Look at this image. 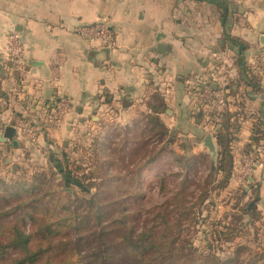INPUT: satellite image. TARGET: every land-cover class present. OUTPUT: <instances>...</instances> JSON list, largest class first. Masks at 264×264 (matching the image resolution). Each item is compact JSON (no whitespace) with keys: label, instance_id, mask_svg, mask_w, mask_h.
Returning <instances> with one entry per match:
<instances>
[{"label":"crops","instance_id":"crops-1","mask_svg":"<svg viewBox=\"0 0 264 264\" xmlns=\"http://www.w3.org/2000/svg\"><path fill=\"white\" fill-rule=\"evenodd\" d=\"M215 1L0 0V95L9 104L0 111V170L31 173L47 167L49 158L90 144L103 129L105 135L118 128L141 132L151 117L216 165L219 147L213 137V160L204 144L210 128L197 125L192 115L202 99L192 88L205 91L202 83L209 82L215 88L213 77L222 75L230 89L227 111L241 129L233 174L219 201L230 208L241 187L248 201L253 186L257 193L250 205L264 219V141L257 154L242 153L264 114V0ZM100 20L109 24L111 48L76 31ZM232 38L247 46L243 55ZM13 44L21 50V66L13 67L7 57ZM245 66L258 74L255 88L242 80ZM16 72L23 80L18 86ZM61 102L66 104L61 122L42 125L44 130L40 122L35 140L16 128L20 119H32L37 105ZM7 127L16 133L2 142ZM249 158L242 183L239 175Z\"/></svg>","mask_w":264,"mask_h":264},{"label":"trees","instance_id":"trees-1","mask_svg":"<svg viewBox=\"0 0 264 264\" xmlns=\"http://www.w3.org/2000/svg\"><path fill=\"white\" fill-rule=\"evenodd\" d=\"M231 41L238 47L240 55H243L247 46L235 38ZM255 71L248 66L242 69V80L253 88L260 84ZM16 80L17 86L23 82L17 72ZM210 88L213 92L216 90L212 85ZM192 92L200 94L201 90L192 88ZM0 99L7 97L0 95ZM5 108L0 107V111ZM227 109L228 107L223 112H217L210 102L200 99L195 102L192 114L197 125L213 124L217 115L220 119L215 124L216 132L213 133L219 147L218 162L216 165L213 163L210 165L211 177L218 180V186L211 189L215 197L226 188L233 174L234 147L241 129L238 118L233 119L235 115L229 114ZM40 125L43 129L45 123L41 122ZM149 125L139 132V136L152 134V137H157L159 141L170 136L166 141L167 145H179L182 154H177V161L181 163L186 159L185 167L207 157L204 154H193L190 144L179 142L180 139L168 132V128L159 118L151 117ZM45 127L49 128L50 125ZM128 131L132 130L128 129ZM152 137L145 141L140 140L138 148L144 149ZM98 140V138L93 139L88 147H79L61 158H49L47 167L41 169L37 166V169H32L31 181L22 177L23 181H15L10 185L0 180V191L4 190L9 194L10 188H16L10 195L16 197L18 201L17 204L5 202L0 205V219H4L0 222V264H179L180 260H183L182 264H190L189 254L183 251L184 248L177 247L178 238L172 234L173 230L181 225L182 220L179 217L172 220L170 211L166 216H162L161 223L140 227L130 216H126L125 206L118 201L108 200L104 191L83 200L82 212L78 208H71L69 202L58 200L57 194L48 184L47 173L50 176H60L63 186L67 187L71 183L80 184L82 190L89 194L91 186H83V181L91 179L93 173L81 174V168L75 167L74 163L79 162L74 157H78L85 150L90 152L92 146L96 150ZM263 141L264 114H261L253 125L250 143L242 153L257 154L256 151L262 147ZM134 147L137 148V145ZM155 157L151 159L155 160L157 158ZM25 172L27 171H22V174L25 175ZM208 184L210 185L211 181ZM250 190L253 195L248 201H246L248 193L244 187L239 188L234 194V204L231 208L232 221L219 228V239L232 241L241 233L243 224L244 227L255 229L256 240L259 234L264 232L263 217L257 212L254 204L250 205L257 192L253 186H250ZM181 196H184L183 189L179 190L174 198L178 199ZM207 198L211 199L210 195H207ZM4 201L8 200L4 198ZM210 202L212 203V199ZM185 211L181 216L186 214ZM204 262L196 259L192 264H205ZM247 264H264V262L253 260Z\"/></svg>","mask_w":264,"mask_h":264},{"label":"rangeland","instance_id":"rangeland-1","mask_svg":"<svg viewBox=\"0 0 264 264\" xmlns=\"http://www.w3.org/2000/svg\"><path fill=\"white\" fill-rule=\"evenodd\" d=\"M104 131L93 137L99 139L96 150L92 146L90 152L85 150L74 157L79 162L74 163L75 167L81 168V174L93 173L91 179L83 181V186H91L89 194L82 190V185L71 183L67 187L63 186L60 176L47 173L48 184L57 194L58 200L69 202L71 208H78L82 212L83 200L104 191L108 200L122 203L126 216H130L140 227L161 223L162 216L170 211L172 220L178 217L182 220L172 234L178 238L177 247L184 248L183 251L189 254L190 264L196 259L205 261V264H247L253 260L264 262V232L256 240L255 229L244 227L243 224V229H239L241 233L232 241L219 239V228L232 221L233 205L227 208L226 201L225 204L219 201V196H214L211 189L218 186V180L211 177L208 158L185 167L186 159L181 163L177 161V154H182L178 144L167 145V142L159 141L152 134L140 137L138 131H128L126 128H118L112 135H105ZM150 137V143L140 150L138 142ZM153 156L157 158L151 159ZM15 166L19 164L15 163ZM0 171V180L10 185L15 181H23V178L31 181L33 176L32 172L24 175L14 167L10 170L3 167ZM181 189L185 197L175 199L174 196ZM15 190L10 188L9 194L1 190L0 205L5 202L17 204L16 197L10 195ZM207 195H210L212 203ZM4 198L8 201H4ZM224 208L227 209L224 211ZM184 211L186 214L181 216ZM3 220L0 219V222ZM179 262L182 264L183 260Z\"/></svg>","mask_w":264,"mask_h":264},{"label":"built area","instance_id":"built-area-1","mask_svg":"<svg viewBox=\"0 0 264 264\" xmlns=\"http://www.w3.org/2000/svg\"><path fill=\"white\" fill-rule=\"evenodd\" d=\"M76 31L78 34L87 39L100 41L102 44L110 48L114 46V38L110 31L109 24L104 20H100L99 22L92 25L80 26ZM7 57L12 63L13 67L21 66L23 64L21 50L17 44H13L10 46ZM213 79V82H215L216 84V90L214 92L211 90L210 86L212 85V82H209L210 84L207 85L206 83H202L204 85L202 87L205 88V91H203L201 87V92L197 96L200 95L202 99L210 102L211 106L217 112H223L229 105V82L222 75L215 76L213 77ZM8 105L9 104L7 100L0 99V107L3 108L7 107ZM65 107V102L56 104L52 108L43 105H37L32 112V119L30 121L20 119L16 128L20 132L26 134L30 139L35 140L37 138V125H39L40 122L45 123L46 126L49 124L51 127L59 124V122H61L62 120ZM219 121L220 119L217 115L214 117L213 124L208 125L212 135L216 132L215 124ZM251 164L252 160L250 158L246 159V161L244 162V166L242 167V171L239 175V179L242 183L244 182L245 177L249 172Z\"/></svg>","mask_w":264,"mask_h":264},{"label":"water","instance_id":"water-1","mask_svg":"<svg viewBox=\"0 0 264 264\" xmlns=\"http://www.w3.org/2000/svg\"><path fill=\"white\" fill-rule=\"evenodd\" d=\"M15 133H16L15 128L7 127L5 129V133L1 137L2 142H6L7 139H12L14 137ZM204 144H205V147L208 149L209 153L212 155L213 160H216L217 147H216V144H214V142H213V135H209L207 137V139L205 140Z\"/></svg>","mask_w":264,"mask_h":264}]
</instances>
